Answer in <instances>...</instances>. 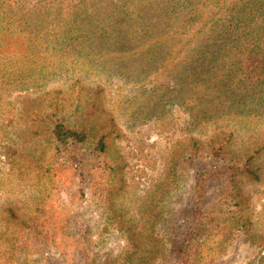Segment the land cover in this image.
<instances>
[{
  "label": "rangeland",
  "instance_id": "rangeland-1",
  "mask_svg": "<svg viewBox=\"0 0 264 264\" xmlns=\"http://www.w3.org/2000/svg\"><path fill=\"white\" fill-rule=\"evenodd\" d=\"M211 3L0 0V264H264V50L190 53Z\"/></svg>",
  "mask_w": 264,
  "mask_h": 264
},
{
  "label": "trees",
  "instance_id": "trees-1",
  "mask_svg": "<svg viewBox=\"0 0 264 264\" xmlns=\"http://www.w3.org/2000/svg\"><path fill=\"white\" fill-rule=\"evenodd\" d=\"M185 2L190 6L195 4L196 8L200 4V0H185ZM185 7L186 5L182 6L181 15L184 13ZM193 10L195 9H190L185 15L191 14ZM198 11L208 21H199L196 25L199 29L190 31L189 47H186L190 53L195 50L199 54L197 59L209 54L203 49V45L211 46L212 43L217 44L218 40L229 41L231 45L236 46L242 45V42H257V48L261 51L264 50V0H213V3L198 9ZM169 16L172 17L173 14L171 13ZM185 18L189 22L192 17ZM200 26H204V28L200 29ZM262 56L264 57V54ZM53 134L52 144L58 152H62L65 148L80 144L85 133L62 123H56ZM105 138L106 136L103 134L97 139L95 148L100 152L106 148ZM252 174L254 176V173ZM16 218L17 225L12 234L5 235V239L14 245L19 244L18 240L22 233L24 237L29 234L26 226H29L27 222L31 220L25 217Z\"/></svg>",
  "mask_w": 264,
  "mask_h": 264
}]
</instances>
